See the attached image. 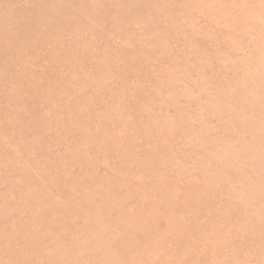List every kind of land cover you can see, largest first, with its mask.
<instances>
[{
	"label": "rangeland",
	"instance_id": "obj_1",
	"mask_svg": "<svg viewBox=\"0 0 264 264\" xmlns=\"http://www.w3.org/2000/svg\"><path fill=\"white\" fill-rule=\"evenodd\" d=\"M0 264H264V0H0Z\"/></svg>",
	"mask_w": 264,
	"mask_h": 264
}]
</instances>
